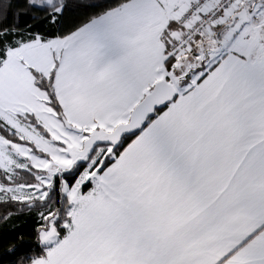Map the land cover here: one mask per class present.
Returning a JSON list of instances; mask_svg holds the SVG:
<instances>
[{"label": "snow or ice", "instance_id": "snow-or-ice-1", "mask_svg": "<svg viewBox=\"0 0 264 264\" xmlns=\"http://www.w3.org/2000/svg\"><path fill=\"white\" fill-rule=\"evenodd\" d=\"M0 264H264V0H0Z\"/></svg>", "mask_w": 264, "mask_h": 264}]
</instances>
